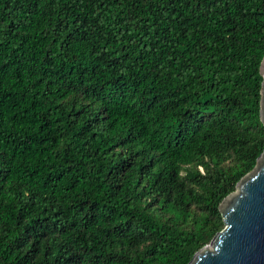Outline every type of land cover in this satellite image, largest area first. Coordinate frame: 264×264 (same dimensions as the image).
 <instances>
[{
  "label": "trees",
  "instance_id": "obj_1",
  "mask_svg": "<svg viewBox=\"0 0 264 264\" xmlns=\"http://www.w3.org/2000/svg\"><path fill=\"white\" fill-rule=\"evenodd\" d=\"M264 0H0V264H188L264 150Z\"/></svg>",
  "mask_w": 264,
  "mask_h": 264
},
{
  "label": "water",
  "instance_id": "obj_2",
  "mask_svg": "<svg viewBox=\"0 0 264 264\" xmlns=\"http://www.w3.org/2000/svg\"><path fill=\"white\" fill-rule=\"evenodd\" d=\"M260 120L264 125V57ZM224 228L188 264H264V150L251 172L219 205Z\"/></svg>",
  "mask_w": 264,
  "mask_h": 264
}]
</instances>
